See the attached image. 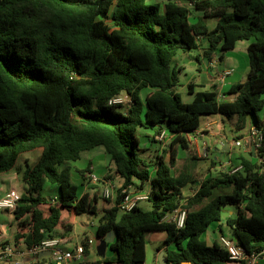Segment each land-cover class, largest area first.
<instances>
[{
  "label": "trees",
  "instance_id": "16d2710c",
  "mask_svg": "<svg viewBox=\"0 0 264 264\" xmlns=\"http://www.w3.org/2000/svg\"><path fill=\"white\" fill-rule=\"evenodd\" d=\"M192 10L201 15L191 19ZM208 18L216 19L212 29ZM201 38L208 58L248 41V73L225 93L230 100L189 84L193 98L186 103L176 89L181 69L172 59L197 49ZM122 92L131 104H107ZM263 94L264 0H0V174L13 169L22 153L39 152L21 176L25 187L9 213L12 238L3 245L25 251L48 238L63 239L74 215H97L101 197L79 193L71 163L102 147L114 167L105 178L119 177L122 184L95 231L96 245L114 233L107 246L112 256L96 253L92 264H144L152 231L165 232L163 244H172L164 264H239L219 243L201 238L226 206L237 208L225 221L228 235L245 253L264 254V173L257 161L239 157L241 169L201 181L173 174L174 146L191 152L183 136L199 128L202 115L251 117L262 129L258 153H264V119L257 114ZM141 127L154 130L149 142L162 129L173 135L169 161L164 150L142 147ZM46 183L57 187L53 202L41 195ZM188 183L196 184L190 197L183 192ZM144 184L150 208L120 211L122 191ZM184 203V226L177 228L166 217ZM82 242L87 255L90 244Z\"/></svg>",
  "mask_w": 264,
  "mask_h": 264
},
{
  "label": "crops",
  "instance_id": "0c3cea01",
  "mask_svg": "<svg viewBox=\"0 0 264 264\" xmlns=\"http://www.w3.org/2000/svg\"><path fill=\"white\" fill-rule=\"evenodd\" d=\"M182 3H185L183 1ZM163 4V0L162 3ZM201 13L197 15H191V19H195L197 16H200ZM207 25L209 29H212L216 25V19L214 18H208L207 19ZM206 46V42L204 39H200V44L197 48L200 53H202L201 60L197 58V67L195 70L197 71V75L199 77V80H195L196 77L193 76V78L188 82V85L191 84L194 91H215L218 96H222L223 100H230L232 97H228L225 95L226 92L230 90V88L238 83H242L245 81L247 73H248V62L244 60V58H239L238 54L235 52V48L233 50L225 52L222 56L219 57L220 53L217 51V53H214L210 58L206 57L203 54V48ZM247 46V45H246ZM236 47V46H235ZM246 50V48H245ZM180 52V51H179ZM178 52V53H179ZM216 55L218 57V60L215 64H212V57ZM175 68L181 69V71L184 68V64H178L176 63ZM232 68L234 69L233 72L227 76L222 82H219L215 74L225 70ZM200 75H205L204 77H200ZM150 89H144L142 91V94H146ZM182 98V97H181ZM193 96L188 93L185 100L182 98L183 102L189 103L192 101ZM260 118V117H259ZM264 119V115L263 118ZM253 125L252 118L251 117H245L244 120L239 121L236 116H233L231 118H225L219 114H214L212 117H206L205 123L201 125V117H200V126L197 128L194 132L197 133V143L194 144L195 141H192V134L189 133L188 136L184 135V139L187 141L188 146L192 149V146H202L205 144L210 151V145L209 142L212 141L214 148L218 152H226L228 154V159L231 160L233 164L238 165L239 164V157H244L251 159L252 161H256V153L252 148H247L246 146H237L241 148V150L237 154H232V148L233 144L232 142L237 139H241L249 130V128ZM154 133V130L152 129L151 133L142 135L141 142L142 147H149L150 152H153L154 150L160 148L159 144L155 142H149V140L152 138V135ZM229 135H232L231 137ZM237 135H240L241 138H237ZM191 140V142H190ZM171 141V140H170ZM170 141L168 143V147L170 144ZM221 141L224 142V144H221ZM183 151H182V150ZM89 152H93L90 155H86L85 157H80L75 162H72L71 165L73 166V169L71 171V175L77 174L80 178V194H83L84 192H90L91 194H96L100 196L98 206L100 207V211L97 214L98 219L100 215L102 214L101 210L110 207L113 204L114 199H108L105 200L102 197V182L93 183L90 181L88 177V173L92 172L100 179L104 178L105 176L112 174V170L110 168V158L109 156L103 151H95L94 149L90 150ZM26 153V152H25ZM24 154V153H22ZM174 166H178L183 161L188 160L189 157L192 158V155L190 156L189 152L182 148L181 145L176 144L174 146ZM196 156V155H195ZM197 157V156H196ZM198 158V157H197ZM196 158V159H197ZM208 158V157H207ZM20 159V157H19ZM194 159V158H193ZM80 160H83L81 165H77ZM226 160V161H227ZM215 162V163H214ZM28 162L25 163V166ZM219 159H210V169L208 173L205 176L214 175L213 173L216 172V167L220 164ZM30 164V163H29ZM20 161L16 163L15 167L11 169L10 171L6 173L0 174V197L4 196L10 189L16 190L15 183L18 182L19 176L21 177L23 174V171L25 169V166L21 172L17 173V170L19 168ZM86 171L83 175H81L78 170H85ZM185 178V177H184ZM189 178V177H188ZM22 179V178H21ZM111 181L113 183V186L115 187V197L117 194L118 188L122 184V180L119 177L112 176ZM189 184V183H188ZM187 185V184H186ZM185 185V186H186ZM184 186V187H185ZM145 189H148V184H144ZM44 191V197L47 199H50L57 195V187L46 183L45 186L42 189ZM23 191V190H22ZM21 193V192H20ZM19 193V194H20ZM143 203V202H141ZM141 203L139 204L141 207ZM143 208V207H142ZM227 215L222 218V220L217 224H212L209 229L202 234L201 238L206 241L207 244L211 245L213 242L218 243V238L221 232L219 231V228L221 227L225 234H229V231L225 225V221L227 218L235 217L237 213V208L233 206H226L224 208ZM6 214L0 213V224L1 229L3 232L2 237H0V246L5 241L11 240L12 238V227L10 226L11 221V215L6 211ZM78 215H74L72 222H73V228L70 232H68L64 238H63V245L62 247L66 249L72 248L76 243H79L83 241L84 238H90L94 239V242L90 244L89 251L96 250V242H95V235L93 237H80L79 235H76V233L73 235L71 232L75 231V227L78 220ZM81 220V219H80ZM91 227H94V231H96L97 224L95 223L94 219L90 222ZM166 238V233L163 231H152L149 232L146 236L147 244H146V256H145V262L144 264H159L158 258L160 253H163V257L165 256L166 249H171L172 244L164 245L163 242ZM149 243H152L151 245ZM153 247H155V250H153ZM109 250L108 247L106 251ZM26 263L34 264L35 259L32 256H24L22 259ZM148 261V263H147ZM79 263H82L79 262ZM75 262H68L65 264H79ZM2 264H12L11 262H4ZM258 264H264V254H262L258 260Z\"/></svg>",
  "mask_w": 264,
  "mask_h": 264
},
{
  "label": "built area",
  "instance_id": "2783aa9c",
  "mask_svg": "<svg viewBox=\"0 0 264 264\" xmlns=\"http://www.w3.org/2000/svg\"><path fill=\"white\" fill-rule=\"evenodd\" d=\"M218 60V57L214 55L212 57V64H215ZM234 69L229 68L225 69L217 74H215L216 79L219 82H222L227 76H229ZM219 100L222 99V96H218ZM108 105H125L131 104V96L126 93L122 92L118 95H115L108 99ZM194 132V131H193ZM191 132V133H193ZM262 129L251 126L248 132L241 138L234 140L232 142L233 146H246L249 143L250 147L254 148L256 154V161L259 164V172L264 173V153L259 154L258 150L262 145ZM189 133L184 135L188 136ZM190 135V134H189ZM192 141L197 143V133L194 132L192 135ZM173 138L167 130L162 129L160 132L155 133L153 136L154 141L159 144L160 150H167L166 147L169 141ZM191 142V140H190ZM221 144H224L221 141ZM194 153L197 157H208V148L205 144L200 146H192ZM167 153V152H166ZM238 169H241V165H235L232 163L231 160H227L226 162H221L217 167L216 171L219 172H234ZM88 177L90 181L93 183L102 182L103 189L102 195L105 199H115V187L110 178H102L100 179L94 173L89 172ZM149 186V185H148ZM20 194L15 189H10L4 196L0 197V212L6 211L11 213L16 208L17 200L19 199ZM149 197V188L145 189H136V188H129L127 190L122 191V196L120 201L118 202V208L122 212H129L141 202L147 201ZM56 196L50 198V201L53 202L56 200ZM185 203L180 205L176 210H174L166 219L168 221L173 222L177 228H182L184 226V220L186 217V209L184 207ZM3 232L1 229L0 224V237H2ZM83 241H87V243L91 244L94 242V239L85 238ZM218 243L227 251L228 258L231 261H234L239 264H258V260L261 253H250L247 254L242 249V247L237 243V241L228 234H220L218 238ZM63 239L61 238H48L43 240L40 244L25 250V251H15L12 247L8 245L0 246V264L4 262H11L12 264H31L26 263L22 259L24 256H32L35 259L34 264H65L68 262H75L79 263L82 261L84 257V245L83 242L76 243L70 249H64L62 247ZM49 252L48 255L40 256L41 253Z\"/></svg>",
  "mask_w": 264,
  "mask_h": 264
},
{
  "label": "rangeland",
  "instance_id": "374dc122",
  "mask_svg": "<svg viewBox=\"0 0 264 264\" xmlns=\"http://www.w3.org/2000/svg\"><path fill=\"white\" fill-rule=\"evenodd\" d=\"M151 1L157 2V3H162V0H151ZM192 11L193 12L191 13V15H197L200 13V12H197L194 10H192ZM247 44H248V41H246V40H242V41L237 42L236 47H235V51H236L235 53L238 54V57L240 59L244 58V60H246L248 62L247 53L245 50ZM197 58L201 60L202 53H200L199 50H197V49H193L191 51H186V52L180 51L172 59V65L174 67H175L176 63L184 64V68L179 74V84L177 85V88H176L184 100L188 95V89H187L188 82L193 78V76L196 77L195 80H197V81L199 80V77L197 75V71L195 70V68L198 65ZM204 76L205 75H200L201 78ZM260 99L263 102V104L257 110V114L260 118H263V115H264V94L261 95ZM209 116L212 117L213 115H202L201 116V125H203L205 123L206 117H209ZM151 131H152V128H150V127H141V128H138L137 133H138V136L142 138V135L149 134V133H151ZM229 136L231 137L232 135H229ZM237 138H241V136L237 135ZM209 145H210L211 150L208 152V158H204V157H198L197 158L196 157L197 159H193V158L189 157L188 160H185L181 164H179L178 166L173 167V174L175 176H178V177H185L188 180L201 181L203 178L206 177L205 175L208 173V171L211 167L210 166V159H212V160L219 159L220 162H222V163L226 162V160L228 159V154L226 152L216 151L212 141L209 142ZM166 149L167 150H164L162 153L164 154L166 160L169 161L171 151H170V148L168 147V145H167ZM99 150H101L102 152L104 151L102 147L94 148V152L99 151ZM240 150H241V148H239L237 146H233V148H232L233 156H234V154H237ZM89 151L83 152L81 154L82 157H85L86 155H90L91 153H93V152H89ZM173 151H174V149H173ZM146 152L147 151L144 152V155ZM192 153H194L193 149H191V152H189L190 156L192 155ZM19 157H20V159L18 158V160L20 161V165H19V168L17 170V173L21 172L23 170L26 162L32 164L39 157V152H26L24 154H21ZM18 160H17V162H18ZM82 162H83V160H80L77 165H81ZM110 168L112 171L114 170L112 162L110 163ZM218 173H219V171H216L213 174L217 175ZM71 180L73 183L78 185L80 188V178H79V176H77V174L71 175ZM15 185L17 186L16 191L18 193L22 192L25 185H24L20 176H19L18 182L15 183ZM195 188H196L195 183L187 184L185 187H183L184 195L186 197H190L193 194ZM102 189H103V187H102ZM80 190L81 189H79V192H80ZM229 191H230L229 188L220 189V190L215 191L214 195H218L220 193L229 192ZM41 195L42 196L44 195L43 190L41 191ZM206 202H207V200H204L202 204H204ZM141 205H142L143 209H145V210L150 208V205L147 201H144L143 203H141ZM198 207H199V205H196L194 208H198ZM0 213L6 214L5 212H0ZM226 215H227V213L223 209L221 212L222 218L225 217ZM78 216H79L78 217L79 221H77L75 231H73L71 233L73 235L76 233V235H79L80 237H84V236L93 237L95 235L94 227L92 228L89 222L94 219L95 223L97 224L98 223V215L86 213V214H78ZM222 218H221V220H222ZM202 238H203V236H202ZM149 244L151 245L152 243H149ZM153 250H155V247H153ZM96 253L97 252L95 249L92 251H89V253L87 255H84V257L82 259V264H92V261L96 260V258H97ZM106 256L107 257L112 256V254L109 250L106 251ZM147 263H148V261H147Z\"/></svg>",
  "mask_w": 264,
  "mask_h": 264
},
{
  "label": "water",
  "instance_id": "95a60500",
  "mask_svg": "<svg viewBox=\"0 0 264 264\" xmlns=\"http://www.w3.org/2000/svg\"><path fill=\"white\" fill-rule=\"evenodd\" d=\"M246 147L247 148H252V147H250L249 143L246 144ZM252 149L254 150V148H252ZM113 236H114V233L111 231L110 233H108V235L106 237L101 239L99 241V243L97 244L96 252H97V254L99 255L100 258L105 257L108 243L112 242ZM48 254H49V252H45V253H41L40 256L48 255ZM158 262H159V264H164L165 263V260H164V257H163V253H160L159 258H158ZM183 264H190V262H183Z\"/></svg>",
  "mask_w": 264,
  "mask_h": 264
}]
</instances>
